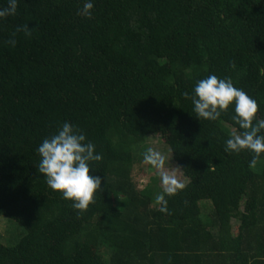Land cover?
<instances>
[{
	"label": "trees",
	"instance_id": "obj_1",
	"mask_svg": "<svg viewBox=\"0 0 264 264\" xmlns=\"http://www.w3.org/2000/svg\"><path fill=\"white\" fill-rule=\"evenodd\" d=\"M83 2L18 0L0 21V264H264V154L225 152L233 109L199 121L184 96L230 78L264 119V0H93L91 19ZM65 121L103 157L79 214L37 171ZM154 135L186 182L167 213L136 181Z\"/></svg>",
	"mask_w": 264,
	"mask_h": 264
},
{
	"label": "clouds",
	"instance_id": "obj_2",
	"mask_svg": "<svg viewBox=\"0 0 264 264\" xmlns=\"http://www.w3.org/2000/svg\"><path fill=\"white\" fill-rule=\"evenodd\" d=\"M17 6L18 0H8L7 7L0 8V21L15 16ZM93 7V0H84L77 15L91 19ZM32 31L28 25L17 26L8 43L15 46L16 33L31 36ZM184 96L191 99L199 121H215L231 107L234 113L231 119L240 131L225 141V152L239 154L247 151L252 156L249 167H256L264 154V119L256 117L258 106L253 98L235 87L230 78H219L214 74L197 81L193 93H184ZM36 151L40 157L37 171L48 187L59 193L61 199L71 201V207L78 214L87 210L102 183L101 176L89 174L90 170L95 172L93 164L103 159L96 152L95 144L87 140L75 125L65 121L53 135L42 140ZM142 162L159 175L162 192L156 195L155 200L160 205L159 211L167 213L166 197L176 195L184 184L178 180L175 168H165L166 157L152 147L143 154Z\"/></svg>",
	"mask_w": 264,
	"mask_h": 264
},
{
	"label": "rangeland",
	"instance_id": "obj_3",
	"mask_svg": "<svg viewBox=\"0 0 264 264\" xmlns=\"http://www.w3.org/2000/svg\"><path fill=\"white\" fill-rule=\"evenodd\" d=\"M146 150L149 147H152L154 150L161 152L166 157L165 168L168 169L170 167L175 168L174 171L176 172L178 180L185 185V178L181 170L176 166L173 162L172 155L170 149L162 143L161 138L159 136H150L146 142ZM141 152L137 154V164L135 166L136 170V181L139 190H146L150 191L152 196H155L162 192L161 184L159 175L157 174L156 170L152 169L151 166L144 164L143 161V154ZM6 229V222L4 220H0V235L5 234Z\"/></svg>",
	"mask_w": 264,
	"mask_h": 264
}]
</instances>
